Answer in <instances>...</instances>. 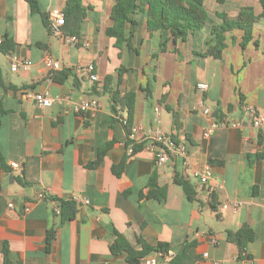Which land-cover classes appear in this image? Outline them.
<instances>
[{
    "label": "crops",
    "instance_id": "obj_1",
    "mask_svg": "<svg viewBox=\"0 0 264 264\" xmlns=\"http://www.w3.org/2000/svg\"><path fill=\"white\" fill-rule=\"evenodd\" d=\"M38 2L41 12L33 13L26 0H0L5 83L0 87V148L9 166L20 163L18 169L0 168V264L4 243L13 264H130L125 253L110 249L116 232L138 248L139 239L152 246L167 243L174 255L159 264H172L186 247L181 264H248L239 259L237 244L227 238V230L244 225L254 232L247 254L264 263V130L252 125L249 110H264V16L256 22L253 40L245 49L243 31L231 30L223 55L215 58L201 54L212 38L208 27L186 41L178 40L180 55L173 41L160 52V32L149 31L146 16L138 14L132 36L130 25L126 28L131 46L126 40L119 48L106 33L112 25L113 0H82L87 14L79 33L72 32L70 23L64 36L51 33L43 13L49 18L52 9L64 11L67 0ZM204 5L217 22V13L236 18L244 6L262 12L259 0H205ZM72 35L78 37L75 43L69 41ZM8 38L13 48L3 50ZM47 56L59 60L61 68L49 71L44 64ZM14 57L31 59L30 69L13 71ZM93 62L98 82L79 68ZM121 66L127 70L117 84ZM109 75L108 85L118 87L121 95L136 93L132 127L137 130L132 137L123 125L127 110L119 107L114 112L111 95L101 88ZM200 82L209 88L201 91ZM94 86H99V94ZM46 91L56 100L40 106L34 94ZM88 96L97 97L101 107L76 113L74 104ZM167 105L178 111L179 129ZM205 107L212 109L211 115L204 113ZM225 118L241 125H222L205 135L212 122ZM157 133L174 135L184 143L186 159L172 155L160 163L153 141ZM128 140L143 147L128 154ZM101 150H105L102 163L89 167ZM123 159L118 176L113 166ZM206 164L212 166L213 188L201 184L196 174ZM154 171L158 185L167 188L163 199L146 196ZM176 177L190 180L194 199L175 182ZM74 196L89 202L78 203L76 216L61 222L55 211L58 202L52 197ZM51 228L56 236L47 250Z\"/></svg>",
    "mask_w": 264,
    "mask_h": 264
},
{
    "label": "trees",
    "instance_id": "obj_2",
    "mask_svg": "<svg viewBox=\"0 0 264 264\" xmlns=\"http://www.w3.org/2000/svg\"><path fill=\"white\" fill-rule=\"evenodd\" d=\"M33 13L41 12L38 0H26ZM223 2L224 0H218ZM262 6V12L256 14L253 6H244L240 9L236 18L230 17L226 12H219L217 16L220 22L215 21L205 8V0H113V6L111 9V20L112 25L107 28L106 33L116 39V46L119 48L122 46L124 41H128L131 46L130 37L133 35L134 26L137 24V20L134 18L138 14H144L146 16L147 28L149 31L160 32L159 50L164 52L168 49L171 41L175 42L174 50L179 55L180 50L177 48L176 42L178 40L186 41L189 35L193 34L197 30L204 27H208L212 38L208 43L207 49L201 54L204 56H212L220 58L227 46L226 33L231 30L240 29L243 31L241 40V46L243 49L253 40V30L256 22L264 16V0H259ZM65 14V25L63 30H67L68 24L73 23L71 30L73 33H79L80 25L86 18V7L83 6L82 0H67L64 9ZM45 23L48 26V17L43 13ZM77 23V25H76ZM130 25V37L126 35V28ZM255 45L259 47V41H254ZM5 46V45H4ZM6 47V46H5ZM13 44L10 38L7 40V47L3 50H11ZM153 56H158L154 54ZM124 70L127 68L121 66L118 72L117 84L120 83L121 76ZM67 74V73H66ZM65 74V75H66ZM56 77V76H55ZM111 76L106 77V81L101 87L103 91L108 92L111 95L112 110L117 113L118 108L126 109L128 112L127 118L124 122V127L127 134L130 133L132 127V120L135 111L136 93L134 91H128L124 95H121L118 87L115 89L108 85V81ZM5 86L3 80L2 69L0 65V87ZM94 92L99 94V86H94ZM147 96H152L151 89L145 88ZM165 99V96L163 97ZM162 101V100H161ZM167 109L173 113V123L176 129L181 127L178 111H174L173 108L167 105ZM117 115V114H116ZM174 139V135H171ZM134 145V152L138 151L143 147L142 143H137L131 140L127 141V145ZM111 143L106 145V148L110 147ZM105 150L99 151L98 157L89 162V167H98L102 161ZM213 162V161H212ZM125 159L119 164L113 166L114 172L119 176L121 175L124 168ZM0 168L9 169L10 166L6 163L5 157L0 148ZM20 181H22L20 179ZM24 183V181H22ZM175 182L180 184L185 193L190 199L195 198V189L189 179L175 178ZM147 197H154L157 199H163L167 196V188L165 186H159L157 181V173L153 172L147 186H146ZM145 193L142 192L141 196ZM57 200L60 208L61 222L73 219L78 211V203L74 199H59L52 197ZM215 209L216 207L213 206ZM116 239L110 245V249L114 254H126V258L130 264H141L144 256L150 252L162 251L165 252L168 249V244L159 242L155 246L146 243L143 239H139L138 243L140 248L132 244L125 235L116 232ZM56 236V230L51 228L47 231L46 247L50 250L53 240ZM227 238L237 244L239 249V259L247 260L248 264L252 263V258L246 252L247 244L254 239V232L248 226L244 225L240 229L227 230ZM187 248V247H186ZM182 249L181 253L176 255L171 263L181 264L184 259L187 249ZM4 263L13 264L10 258V250L7 243L3 245Z\"/></svg>",
    "mask_w": 264,
    "mask_h": 264
},
{
    "label": "built area",
    "instance_id": "obj_3",
    "mask_svg": "<svg viewBox=\"0 0 264 264\" xmlns=\"http://www.w3.org/2000/svg\"><path fill=\"white\" fill-rule=\"evenodd\" d=\"M48 16H49L48 27L51 33H53L56 36H64V30H63V26L65 25L64 12L58 8H55L48 12ZM77 40H78L77 35H72L71 37H69V41L73 43H75ZM2 42H3V39L0 37V44ZM87 44H88L87 42L84 43V45H87ZM44 64H45V67L52 73L53 71H56L61 68V62L50 56H47L45 58ZM31 65H32V61L29 58L14 57L11 67L13 71H18L20 69L29 70ZM79 68L88 74V77L90 78V80L94 82L100 81L99 74L97 72V68L94 62L86 64L84 66L79 65ZM197 87L201 91H206L209 88V85L207 82H200L197 84ZM34 99L36 103L40 106H51L54 104L56 100L55 97L51 96L47 91L35 93ZM99 107H101L100 100L95 96H88L76 102L73 106V110L76 113H83L87 110L98 109ZM249 110L251 111V114H252V125L257 129L264 130V110L259 111L253 108H249ZM204 113L211 115L212 109L210 107H205ZM124 122L126 123V120H124ZM222 125L240 126L241 121H238V120L229 121L226 118L222 120L214 121L206 129L205 135L209 136L216 128ZM136 130H137L136 128L131 127V131L128 134V137H132L134 135V131ZM153 141L156 144L155 156L160 163L167 162L172 155L186 159L188 152H187V147L184 143L177 142L173 137L167 136L164 133L155 134L153 136ZM127 151H128V154H133L134 145L133 144L127 145ZM10 166L13 169H18L20 167V163L14 161L11 163ZM196 174L201 184L209 185L211 188H213V185L210 184V180L212 178V166L210 164H206L203 167V169L198 171ZM72 199H74L77 203H88L89 202L87 198H81L79 196H74ZM10 205H12V203ZM222 207L223 208L227 207V204H224ZM55 211L57 214H60L59 206L55 208ZM173 255L174 253L171 250H167L165 252L157 251L154 254L145 255L141 261V264H159L161 260H165L169 262ZM252 263L253 264H264V263H256L253 260H252Z\"/></svg>",
    "mask_w": 264,
    "mask_h": 264
},
{
    "label": "water",
    "instance_id": "obj_4",
    "mask_svg": "<svg viewBox=\"0 0 264 264\" xmlns=\"http://www.w3.org/2000/svg\"><path fill=\"white\" fill-rule=\"evenodd\" d=\"M217 114V111L214 112V115ZM13 177V174H10V179Z\"/></svg>",
    "mask_w": 264,
    "mask_h": 264
}]
</instances>
